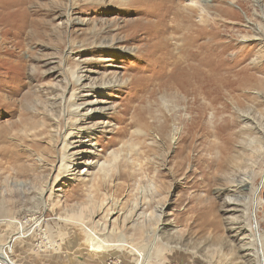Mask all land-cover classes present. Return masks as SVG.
Wrapping results in <instances>:
<instances>
[{"label":"rangeland","instance_id":"rangeland-1","mask_svg":"<svg viewBox=\"0 0 264 264\" xmlns=\"http://www.w3.org/2000/svg\"><path fill=\"white\" fill-rule=\"evenodd\" d=\"M192 1L197 5L190 10L188 0H0V87L4 104L14 109V113L0 112V244L10 241L13 229L10 224L3 228L4 212H9L11 222L14 214L39 209L33 217L40 219L41 229L48 233L44 242L35 237L31 248L11 252L9 258L16 263L123 264L110 252L104 258L102 251H90L82 227L70 225L66 234L59 229L57 209L86 213L90 206L86 190L93 182L97 192L116 197L126 212L134 201L137 214L161 208L159 226L164 230L149 252L148 264H264L260 176L264 163L253 187L257 234L251 213L241 206L249 190L236 191L223 176L205 188L194 165L199 161L200 168H205L217 162L220 138L227 136L232 138L229 159L246 151L241 142L247 137L261 138L264 148V0ZM132 3L149 10L150 16L139 20V14L127 10ZM162 13L166 16L161 19ZM163 28L172 53L183 54L191 35L203 62L195 63L199 70L177 72L168 67L166 85H159L160 81L147 77L160 46L153 30ZM70 71L83 77L80 83L85 85L75 99L80 114L88 107L95 109L77 122L63 114L70 95ZM191 74H199L203 82H196L197 77L191 81ZM73 122L76 126L67 127ZM224 123L230 126L227 132L218 139L210 135ZM67 128L74 134L69 139L71 164L65 174L60 156ZM178 147L185 166L180 176H174L168 160ZM117 151L120 157L111 177L103 181L97 168ZM232 171L227 175L242 177L239 170ZM20 182L24 189L17 187ZM42 189L48 190L43 195L45 208L40 210L34 195ZM145 190L147 204L138 194ZM100 212L92 217L94 225L102 223ZM26 215L18 217L19 222L26 223L30 214ZM129 221L123 230L128 241L132 237L137 242L140 238L134 236ZM40 242L42 249L35 251ZM144 248L139 253H148ZM143 262L140 256L139 264Z\"/></svg>","mask_w":264,"mask_h":264},{"label":"bare ground","instance_id":"bare-ground-1","mask_svg":"<svg viewBox=\"0 0 264 264\" xmlns=\"http://www.w3.org/2000/svg\"><path fill=\"white\" fill-rule=\"evenodd\" d=\"M188 3H189V5H186L187 6L186 8L190 9V10L197 5L192 0H188ZM254 3H257V1L254 0ZM20 4H22V3L20 2ZM174 4H175V2H174ZM4 6H5V4H4ZM202 8H204V7H202ZM127 10L135 11L136 14H139L138 19L141 20L142 22H143V19L146 20V18H148L150 16L148 14L149 10L144 9L141 5H134V3H132L131 7H129V9H127ZM164 10H165V7L163 8V11ZM166 13L160 14V18L161 19L165 18ZM189 21H190V19L188 18V20L185 22H189ZM188 24L187 25L184 24V25H186L184 27L185 30H189ZM165 31L166 30L164 28H163V30H157V29L153 30V32H155L154 34H157L156 35V37L158 39L157 44H159L160 46H158V48H157L156 56H153L154 60H152L150 62L151 66H153L151 68L153 73L151 72V75L149 77H147L149 81H151V80L154 81L155 79L157 82L160 81V83L158 82L159 85L163 84L164 74L166 73L165 71H166V69H168V67H170L172 69V71L177 70V72L182 71V70L184 71L183 68L189 69L190 71L194 70V69L199 70L198 66L201 64V61L203 60V59H200L198 54H197L198 48L196 45L194 46V43L191 39L192 38L191 35L186 40L187 42H186V45H184V49H182V50H184L183 54H180L179 52H177V54L172 53L173 48L171 50L169 49V47H168L169 45L166 44V37H163V34H164L163 32H165ZM1 32L2 31H0V33ZM147 32H150V31H147ZM14 44H16V43H14ZM14 47H17V46L15 45ZM187 47H189V48H187ZM6 50H9V49H6ZM4 52H7V51H4ZM205 54H204V58H205ZM207 55H206V57H207ZM208 57L212 58L209 55H208ZM195 63H198L199 65L197 64L198 65L197 66ZM207 63H208V61H207ZM155 67L157 68V71H155V70L153 71V69H155ZM207 67L209 68V64L207 65ZM186 69H185V71H186ZM209 69H211V67ZM188 71H187V73H190ZM200 72H201V70H200ZM197 73H198V71H197ZM203 74H204V72L200 73V75H202V76H203ZM68 75H70V77H71V80H68L71 88H70V93H69L70 95L68 97L67 103L65 101L64 105H63V114L72 115V117H75V122L79 121V119L80 120L81 119H87V117H90V115H91L90 112H93L95 109L88 107V108H86V110H84L83 114H80V112H79L80 105L76 104V102H75V99H78L82 95L81 93H82V90L85 86V85L83 86L82 83H80L81 78H83V77L80 78L77 75V73L75 74L73 71H70V73ZM152 75H155V76L158 75V77H154ZM183 75H184V73H183ZM193 75L191 74V76H189L191 78V81H194L193 79H195L197 77L198 81H196V79H195L196 82H200V83L203 82V80L201 79V76L199 74H197V75L195 74L196 76L195 75L193 76ZM2 77H3L2 72H0V78H2ZM204 77H205V75H204ZM182 78H183V76H182ZM165 81H167V80H165ZM189 81H188V83H189ZM91 86H93V85H91ZM203 86H204V84H203ZM181 87L182 86H180V88ZM224 89L226 90V88H224ZM64 91H66V90L64 89ZM0 92H2V94L0 93V112L3 113L4 109H5V110H9L12 113H14V109L10 110L11 109L10 107H12L10 104H8L7 102L6 103L8 105L6 103L4 104L3 87H0ZM187 93H189V92H187ZM210 93H211V91H209V90L206 94L204 92L206 98L210 97ZM195 96H194V98H195V102H196V100H198V99H196ZM212 102L213 101L211 99V103ZM163 103H164V101H163ZM208 103L209 102H207L206 104H208ZM70 108H72V110L68 111V109H70ZM165 109H166V107H165ZM65 110H66V113L64 112ZM75 122H73L71 124H67V127L68 126L69 127L76 126ZM246 122H247V120H246ZM229 128H230V126L228 125V123H224V125H222V126L215 127L213 129L214 131H210V133H211L210 135L214 136L215 138L218 139L219 135L223 134L224 132H227V129L229 130ZM73 130L77 131V132H75L76 135L77 134L80 135L81 131H79L78 127H74ZM173 131H174V133L171 135V138L175 137L176 129L174 128ZM73 134L74 133L72 132V128H71V130L70 129L68 130V128H67L65 135H63L61 138L60 169L65 174H67V172L69 171L68 170L69 165L71 164V161H70L71 156L68 155L67 150H68L69 146L72 144L69 141V139L73 136ZM181 140H183V139H181ZM220 140H221V144L218 145V147H217L218 153H219L218 161L217 162L213 161L214 163H212V161H211L210 164L207 163L208 165L205 166V168H200V167H202V165L201 166L199 165V161H195L194 162L195 170L200 171L198 173H200V175H201V183L204 185L205 188L207 186H210L212 183H215V182L221 180L219 177L223 176L224 180H225V181L224 180L223 181L227 182L229 184V187L234 188L236 191L240 192L241 190L248 189L250 192L249 196H248L247 200L245 201V203H243L241 206H242L243 210L247 209L251 213L249 216V219L250 220L252 219V221L254 222L253 224H254V226H256V229H255V231H256L258 228L257 227L258 223H257L256 217H255L256 216L255 210H256V208H258V207H255V205H256V194H257L256 191L257 190H256V188H253V187H254V183L256 181V177L259 175L258 171L261 169L260 167H261L262 163H264V148H263V145L261 144V138L257 139L255 137H253L250 139L249 137H247L246 139H244L241 143H242L243 148L246 149V151L244 150V153H242L241 156H238V157L232 158V159H229V157H228L229 154H231L229 152L231 151L230 145L232 142V138L231 137L229 138V136H227L224 138H220ZM119 157H120V152H118V151L112 152L109 155V159L104 161L103 163H101L98 166L97 172L99 173L100 179H101L100 176H102L103 181L108 180L111 177L109 173H110V171H112L114 169L115 162L118 160ZM13 159H14V162H16L18 160L16 156H13ZM184 160L185 159L183 158V150H182V148L178 147L175 154L172 157H170V159L168 160L169 164H173L172 171H171L172 175L180 176L183 173V171H184L183 167L185 166ZM253 166H255V169L253 168ZM236 169L241 172L242 177H240V175H237V173L235 175H227V172L229 170H233L232 172H235ZM14 174L20 175V172L15 171ZM260 176H261V180H262L261 185H264V175L261 174ZM259 179H260V177H259ZM99 185H95V186L98 187ZM17 187H22V189H24L26 187V185L23 184V182H20V183H17ZM47 190L48 189H42L40 192L38 191L39 193L37 194V196L34 195V199H35L37 205L40 207V210H43L45 208V201L43 200V195H44V192ZM86 192H87V196H86L87 197V205L88 206L90 205L89 209L87 210L86 213H85V211H83V210L81 211L80 209H79V211H72L70 213H66L65 211H62V209H57V211L55 210L57 213V216H58L57 220L60 223L59 229H60L61 233L66 234V231H71V228L73 226L82 227L83 230L87 233V235H86L87 236V243L89 245L90 251H93V252L102 251L103 252L102 257H104V258L106 257L105 256L106 252H108V253L110 252L111 255L112 254L115 255V257L117 259L121 260L123 262V264H139V258L141 256L143 258L145 264H148L149 255H150L149 252L154 247L156 241H158L159 232L164 230V229H162V227L159 226V223L161 222V217H162L161 208L155 207L154 211L152 213H149L148 215L146 213H143V212H140L137 214L136 209L138 207V204H137V201H134L133 207H130L128 209V212H126V211H124V209L121 206V203L119 202V200L116 197H113L110 195L107 198L105 195H102L99 192H97V189H95L93 182H91V184L89 185ZM145 192H146V190L144 192L138 193L141 196V201L143 204H147V202L149 201V200L146 201L147 200L146 199L147 194ZM250 205H253L252 211L249 210ZM234 208H237V207L234 206ZM38 210L39 209H36L35 212L33 210H30V211L26 210L21 215L18 213L14 214L12 216V218L13 219L15 217L16 218L14 220H11V222H10V218H9V215H10L9 212H4V215L2 216L3 220L1 221V223L4 225L3 228L6 229V227L9 226V224H10L13 229H12L11 236L9 237L10 241L6 242L5 244H0V264H18L13 259L9 258V254L11 252L13 254V253L19 251L20 249H23L24 247H26V248L30 247L31 248L32 247V245L30 244L31 239L34 240L35 237H41L43 239V242H44L46 234H48V233L46 232V229H44V230L41 229L42 224L40 221H38L39 218L33 217L37 214L36 212ZM99 212L101 214L102 223H100V224L96 223L94 225L92 223V217L95 214L98 215ZM27 213L30 214V215H28V216H30V219L26 223L22 224L21 222H19V220H20V218H23V217L26 218ZM126 213H127V215H126ZM85 214H86V216H85ZM124 214L126 216H124V218L122 220H120L121 219L120 217ZM18 217H20V218L18 219ZM112 217H115V218L112 219ZM128 219L130 220L128 222V224L131 228V231L133 230L134 236L137 238H140V239H138L137 242H134L135 238L133 239L132 237L131 238L129 237L130 240L128 241L126 234H125L126 231L124 232V230H123L124 225ZM110 221H111V223H110ZM108 223H110L111 227L109 225L107 226ZM94 226L97 229H95ZM36 231H37V233H36ZM257 233L258 232L256 231L255 234H257ZM79 234L81 235V233H79ZM258 236L260 237V235H258ZM64 237H65V235H64ZM73 238H75V237H73ZM159 241H160V239H159ZM41 244H42V242L36 244V247H38V248L35 249V251H38V250L40 251L42 249L40 247H42V245H44V244H42V245ZM84 244H86V243H84ZM81 245H82V243H81ZM83 246H85V245H82V247ZM144 247H146V249L148 250V253H145V254L139 253V251L142 252L141 249H143ZM43 249H45V247ZM89 261H92V260H89ZM95 262H98V261H95ZM77 264H79V263H77Z\"/></svg>","mask_w":264,"mask_h":264}]
</instances>
